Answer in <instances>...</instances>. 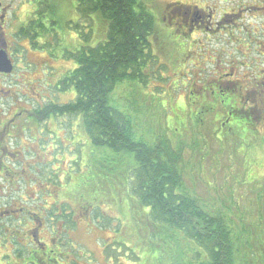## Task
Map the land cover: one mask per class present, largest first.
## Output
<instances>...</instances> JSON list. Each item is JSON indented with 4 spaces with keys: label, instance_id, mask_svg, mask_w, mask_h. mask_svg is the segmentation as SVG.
<instances>
[{
    "label": "trees",
    "instance_id": "1",
    "mask_svg": "<svg viewBox=\"0 0 264 264\" xmlns=\"http://www.w3.org/2000/svg\"><path fill=\"white\" fill-rule=\"evenodd\" d=\"M145 2L146 0H75V9L80 17L90 19L91 14H96L101 18L105 39L92 46L89 44L90 32L82 34L77 49L62 53L61 59L74 65L72 69L63 71L50 85L54 90L52 97L46 96L42 104L35 102L31 108L18 106L13 111L12 116H17L15 121L18 120L14 127L15 133L38 130V133H50L49 136L59 140L57 131L62 130L59 125L61 121L63 129L67 128L69 132L77 129L78 137H81L78 141L82 139L85 144L93 147L88 170L93 183L86 189L78 190L77 198L72 197L71 201L58 194V198L48 207L42 206L45 211L44 221L52 220L54 224L59 221L63 225L62 230L69 231L76 227L77 216L85 213L89 217L86 222V229L89 231L111 228L113 224V239L124 248V256L128 252L138 253L139 261L133 262L134 264H264V183L253 187L250 177L238 182V187L246 186L247 191L253 193L250 199L238 196L236 201L229 187L226 195L215 189L214 195L200 196L194 192L193 186L187 185L190 176L186 172V164H181V154L177 148L172 149L170 144V135L179 139L182 136L190 137L186 129L193 122L182 119L184 128L179 131L182 135L177 134L171 121L163 128L158 125L159 132L155 131L153 135L147 133L149 128L144 117L145 102L142 101L147 92L142 91H147L150 74L145 71L149 67L156 68L152 77H162L159 70L163 66L158 62L153 64V59H157L154 54L157 51L155 39L160 37L155 21H162L161 17L167 13L177 16L178 13L172 14V11L181 12L183 9L179 8V3H174L170 8H167L168 4L160 6L159 16L154 18L146 9ZM28 19L17 28L16 34L28 39L30 49L42 51L58 43L60 31L54 14H49L45 8H37ZM177 21L174 19L168 22L170 26L175 25L176 31L183 29L175 24ZM74 27L77 28L78 24ZM168 39L172 41L171 38ZM221 82L222 80L212 84L207 82L201 86H210L209 92H193L188 95V102L180 101L184 105L183 115L186 117L188 111L191 121L198 118V111H189L193 110L196 103L201 111L204 108L208 114L216 110L205 127H215L218 119L223 117L218 131L223 137L226 135L227 139L217 138L219 136L216 137V130L213 129L214 140L225 144L235 138V146L240 138L247 140L243 152L238 149L245 155L244 161L247 162L248 154L261 144L259 141L264 142V89L260 82L255 83L259 115L256 113L252 116L241 101L251 92H244L241 79L237 82L230 80L231 84L227 87H223ZM122 84L133 86L134 91L138 89L139 95L144 97L138 101V96L134 93L129 94V97L126 94L121 102L116 103L112 94ZM71 92L73 97L67 102H58L55 98L58 94ZM18 94L16 99L20 100ZM210 95L213 99L207 102L205 99ZM158 96L165 97V104L171 101L172 105L175 102L170 94ZM187 106H190L189 110ZM19 113L23 117L18 116ZM153 113L161 114L163 119L165 117L163 110H154ZM67 120L70 125L64 124ZM198 121L201 123V119ZM9 122V118L3 122L0 120V176H7L16 182L20 178L24 182V188L27 184L33 186L46 181L52 184L51 189L47 190H60L61 166L48 165L46 173V161L34 160L31 165L27 164L31 169L26 171L14 166L19 161L10 160L8 166L1 159L8 151L15 157L14 149H9L13 146H6L3 137L5 134L14 135L12 130V134L10 130L7 133ZM43 140L31 134L29 141H38L36 146L40 148L43 144H48V141ZM15 141L21 144L20 137ZM182 143V147L186 148V142ZM194 144L195 142L192 143V148ZM23 145L25 146L21 144ZM191 146L188 144V147ZM41 168L45 171L44 177V174L38 172L34 174L35 169ZM50 169L53 172H49ZM26 173L35 176L38 182L30 181L31 177ZM92 188L104 198L102 201L90 200V196L95 195L88 191ZM26 189L28 192L29 189ZM242 200L244 206L238 207ZM56 201L61 204H56ZM106 205L113 206L119 217L105 213L108 210L102 209ZM30 213L33 212L28 214ZM3 218L0 214V219ZM31 222L37 220L32 219ZM51 229V237L62 239V234L56 231L55 226ZM32 230V234L28 231L23 233L7 222L0 224L1 241L9 240L12 244L16 237L21 236L28 240L23 246L25 248H19L7 256L6 264H61L67 254L58 252V247L55 249L54 244L45 249L34 247V241L37 240L34 229ZM30 243L31 248H27ZM58 244L60 243L56 245ZM118 250L119 248L114 253ZM107 255L108 258L112 256L110 251ZM74 262L75 260H71L70 263Z\"/></svg>",
    "mask_w": 264,
    "mask_h": 264
},
{
    "label": "rangeland",
    "instance_id": "2",
    "mask_svg": "<svg viewBox=\"0 0 264 264\" xmlns=\"http://www.w3.org/2000/svg\"><path fill=\"white\" fill-rule=\"evenodd\" d=\"M1 1L4 6V14H6V25L12 21V30L14 29L17 32V28L26 20H29L28 17L37 8L39 10L45 8L49 14H54L60 31V40L50 46V48L47 47L48 51L46 49L42 51L30 49L24 38L15 39V43H12L13 49L9 50V52L14 60L15 70L7 74V77H0V86L7 91L9 90L0 96V118L5 121L13 117V111L16 107L31 108L35 102L41 103L46 96L52 97L54 90L50 85L57 76L62 75L66 69H72L74 65L70 61L67 62L61 59L62 53L66 50L77 49L78 40L81 42V35L87 32H90L89 44L92 46L96 45L105 39V31L104 24L100 22L101 18L98 15L91 14L89 19L80 17L77 14L75 0ZM174 3H179V8L184 11L186 9V7H183L184 5H205L207 10L208 7H216V10H220L216 15L217 18L224 12L237 11L241 18H235L236 25H233V28H226L228 33H225V30L208 34L195 32L185 38L180 30L176 31L175 25H171L173 29L168 25L169 21L177 19L178 16L170 19L171 15H168V13L164 14L161 17L163 22L155 21L159 28L160 37L155 39L157 51L154 54H156L157 59H153L154 65L156 62L163 65L162 69L159 70L162 77L157 75L152 77V74L156 72V68L149 67V70L145 71L146 74H150L148 76L149 79H147V91H142V93L147 92L145 97L139 95L138 89L135 88L136 91H134L133 86L122 84L113 92L112 98L118 103L123 100L122 97H125L124 95L126 94L129 97V94L134 93L135 96H138V101L144 97L142 100L145 102L144 117L149 128L147 133H152L151 135L155 131L159 132L158 125L163 128L170 121L173 123L172 126L176 129L177 134L182 135L183 133L179 132L184 128L182 119L190 123L193 122L188 124L186 129L190 137L182 136L179 139L172 138L173 135H170L172 149L177 148L178 153L181 154V164L183 166L186 164V172L190 176L187 185L193 186L194 192L200 196L214 195L215 189L219 190L222 195H226L229 193V187L230 193H232L236 201L238 196L250 199L253 193L248 192L246 186L239 185L238 187V182L250 177L253 180L251 185L253 187L256 184L264 183V142L259 141L261 144L254 151L252 150L251 154H248L249 158H247L246 162L244 161L245 155L242 150L247 145V140L240 138L237 146H235L237 143L235 138L230 139V142L225 144L214 140L213 129L216 130V137L217 135L219 136L217 138L222 139L223 137L218 131V126L223 121V117L218 119L215 127H205V125H208L207 121L212 118L211 114L216 112V110L208 114V111L204 108H201V111L197 103L193 106V110H189L190 106H187L189 111H198V118H194V121H191L192 118L188 111L186 117H184V105L180 101L185 100L188 102V95L193 92L197 93L200 91L205 94L209 92L210 86L206 88L201 86L207 82L212 84L222 80L221 85L227 87L231 84L230 80H236L237 82V80L241 79L240 83L244 87V92H252L248 96H244L241 101L244 102L246 111L252 116L256 113L259 115L258 106L256 105V101H259L257 100L258 91L254 88L255 83L258 81L264 89V11L263 9H261L262 11H255L254 6L262 5L264 0H146L145 7L154 18H157L160 14V6L165 7L168 4L167 8H170ZM75 24H78L77 28L74 27ZM8 29L9 26L5 30V37L9 32ZM56 36H58L57 31ZM168 38H171L172 41ZM6 39L9 43L13 41L8 34ZM230 67H233V70ZM220 74L225 75L221 76ZM212 91L214 92V90ZM17 93H19L18 99L20 100L16 99ZM162 94H170L175 102L172 105L171 101L165 104V97L158 96ZM72 97V92L55 96L56 100L62 103L69 101ZM212 99L213 97L210 95L205 100L208 102ZM165 105L166 107L171 106L167 109ZM154 110H163L165 120L160 117L162 116L161 114H152ZM18 116L23 117L21 115ZM16 118L17 116L13 119L16 120ZM196 119L197 122L195 121ZM200 119L202 124L198 121ZM17 123L18 120L12 126L14 127ZM69 123L67 120L64 124L67 125ZM59 125L62 128V130L57 131L60 137L59 140L54 138V136H49L51 135L50 133H38V130L23 133L18 131L15 133L14 130L13 140L8 138L5 141V145L11 144L13 146L9 147V149H14L15 157L13 155L10 157L15 158L12 159L14 162L19 161V163L14 164L16 168L22 167L29 171L31 167H28L27 164L31 165L34 160L38 162L46 161V173H48V165L52 167L59 165L61 166L59 172L62 173V178L59 180L61 189L54 192V190H47V188L51 189L50 186L52 184L50 182L42 181L40 184H33V186L27 184L24 188V182L20 178L17 180L19 182H16V180L11 182L9 177L1 176L0 207H11L12 204L11 208L14 209V212L12 215L10 213H7L8 215L5 214L4 218L0 219V224L7 222L13 227L19 228V232L23 233L28 231L32 234V229H34V235L37 240H33L34 247L45 249L54 244L55 249L58 247V252L67 254L66 259L62 260L61 264H72L70 263L71 260H75L73 264H134L133 262L139 261V257L137 258L138 253L132 254L128 252L127 256H124V248L117 245L113 239L115 235L113 224L111 228L89 231L86 229V222L89 221V217L85 213L77 216L75 220L76 227L69 231L67 229L62 230L63 225L59 221L55 224L52 220L49 222L44 221L45 211L42 206L48 207L58 194L67 197L71 201L72 197L77 198L78 190L86 189L93 183L92 175L88 172L89 162H91L92 158L90 153L93 147L88 143L85 144L86 142L82 139L78 141V138L81 137H78L79 132H77V129L69 132V129H63L61 121ZM71 133L72 136H70ZM31 134L38 138H43V142L48 141V144H43L40 148H37L38 141H29ZM163 136L167 138V136ZM18 137H20V143L25 144V146H21L15 141ZM223 138L227 139V136L225 135ZM182 141L186 142V148L185 146L182 147ZM193 142L195 144L192 148ZM188 144L191 147H188ZM238 149L242 152H239ZM4 162L9 166L10 160L8 158ZM187 168H190V171H187ZM37 172L44 174L43 177L45 176V171L42 168L39 170L35 169L34 174ZM49 172H53V170L50 169ZM26 175L31 177L30 181L38 182V179L30 173H26ZM88 191L95 194L90 196V200H95L96 202V199H99L98 202H100L104 199L97 190L92 188ZM80 201L85 203L83 199ZM56 204L61 203L56 201ZM240 206H244V200L238 207ZM113 209V206L108 207L106 205L102 210H108L105 213L119 217ZM22 211H24V214H22ZM29 212L33 213L28 214ZM32 219L37 220V222H31ZM38 221L41 222V225L37 224ZM114 224L116 225L117 223L114 222ZM53 226L57 228L56 231L59 234H62V239L51 237L53 235L51 231ZM35 228H38L36 233ZM23 238V236L16 237V241L12 244L9 243V240L1 241L0 239V264H6L5 260L8 259L7 256L12 252L19 250V248H25L23 246L28 240ZM1 243L6 245H1ZM57 243L60 244L56 245ZM30 245L31 243L27 248H31ZM117 248L119 250L114 253ZM108 250L111 252V258L107 257Z\"/></svg>",
    "mask_w": 264,
    "mask_h": 264
},
{
    "label": "flooded vegetation",
    "instance_id": "3",
    "mask_svg": "<svg viewBox=\"0 0 264 264\" xmlns=\"http://www.w3.org/2000/svg\"><path fill=\"white\" fill-rule=\"evenodd\" d=\"M255 8V11H260L261 9H263L264 11V3L260 6H254ZM217 8L216 7H208V10L207 8L204 6H200V5H189V7H187L185 9V11H177V10H173L172 11V14L174 12H177L178 13V18H177V23H175L176 25L179 26V28H183V29H179L180 31H182L184 37L186 38L189 34H193L195 32H204L205 34H208V33H219L220 31H223L225 30V33H228L226 31V28L229 27L231 28L233 25H236L235 24V18L237 17H240L241 18V15L239 16L238 15V12L237 11H233V12H224L222 13L218 18H217V13L220 11V10H216ZM262 11V10H261ZM4 6H3V3L2 1L0 0V49H5L6 52L9 54V50L13 49V46H12V43H15V39L16 40H20L22 39L21 37H19L16 33V30H12L11 28V25L13 26V22L10 21L8 25H6V22H5V19H6V14H4ZM170 15V14H169ZM173 17L175 18L176 16L172 15L170 16V18ZM9 26V29H8V36L11 37L13 39V41L11 43H9L7 41V34H6V37H5V30L7 29V27ZM233 28V27H232ZM17 38H16V36ZM189 35V36H190ZM26 41H27V44L29 45V41L27 38H25ZM30 48V47H29ZM9 56H11L9 54ZM11 61L13 62L14 60L11 58ZM231 70H233V67H230ZM221 76H224L225 74H220ZM233 75V73H232ZM0 77L1 78H4V77H7L6 74H3V73H0ZM9 91V90H8ZM6 89H4L3 87L0 86V96L2 94H5L6 92H8ZM21 113H19L20 115ZM1 117V116H0ZM15 118V116L11 118H9L10 122L9 124L7 125L8 126V131L7 133L9 132L10 130V133L12 134L11 130L14 131V127L12 126L15 122V120L13 119ZM0 120L3 122V119L0 118ZM11 127V129L9 128ZM4 137V141H7L8 138H10L11 140L13 135H8V134H5L3 135ZM7 146V145H6ZM8 154L7 155H3L2 156V160H5V159H9V160H12L11 159V155H13L11 152H7ZM1 162V161H0ZM2 176V175H1ZM0 176V177H1ZM13 182V180L11 181ZM10 210H13V208L11 207H0V214L2 216H4L5 214H9L10 212H13V211H10ZM5 212V213H4ZM7 214V215H8ZM38 225H41V222L40 224ZM37 229L38 228H35V233L37 232Z\"/></svg>",
    "mask_w": 264,
    "mask_h": 264
},
{
    "label": "water",
    "instance_id": "4",
    "mask_svg": "<svg viewBox=\"0 0 264 264\" xmlns=\"http://www.w3.org/2000/svg\"><path fill=\"white\" fill-rule=\"evenodd\" d=\"M12 63L4 49H0V72L10 73L12 71Z\"/></svg>",
    "mask_w": 264,
    "mask_h": 264
}]
</instances>
